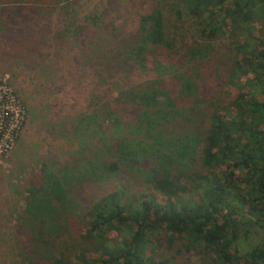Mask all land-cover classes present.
Masks as SVG:
<instances>
[{
    "label": "trees",
    "instance_id": "obj_1",
    "mask_svg": "<svg viewBox=\"0 0 264 264\" xmlns=\"http://www.w3.org/2000/svg\"><path fill=\"white\" fill-rule=\"evenodd\" d=\"M69 2L77 0H0V32L12 37L22 9ZM106 2L90 22L110 15L116 5ZM143 5L133 28L112 36L85 68L81 48L65 45L62 33L35 51L65 86L86 71L94 88L145 75L134 86L116 83L125 89L113 104L139 114L133 135H112L96 163H42L29 178L12 225L18 264H187L191 256L264 264V0ZM187 20L191 38L179 52L175 34ZM85 28L72 26L71 41ZM175 116L184 133L169 137ZM116 173L131 179L105 187ZM252 235L258 242L238 254L235 243Z\"/></svg>",
    "mask_w": 264,
    "mask_h": 264
},
{
    "label": "rangeland",
    "instance_id": "obj_2",
    "mask_svg": "<svg viewBox=\"0 0 264 264\" xmlns=\"http://www.w3.org/2000/svg\"><path fill=\"white\" fill-rule=\"evenodd\" d=\"M113 3L116 7L110 15L102 20L94 18L95 24L88 19L107 8L106 0H77L48 9H22L19 27L9 29L13 30L10 31L12 37L6 34L8 32H0V77H6L18 105L24 108L20 128L0 140V264H18L19 254L12 237L13 218L24 206L29 178L38 174L42 163L56 169L63 163H86L84 159L96 163L105 158L98 151H101L100 145L108 142L112 135L125 137L136 132L134 127L139 115L136 109L115 106L113 99L118 91L125 89L118 90L116 83L122 81L124 87L134 86L145 73L105 80L94 88V81L86 71L65 86L55 81L53 68L46 62H39L35 55V51L43 48L46 38L55 33L61 37L62 33L65 45L81 48L79 56L84 59L80 65L85 68L87 63L96 60V50L111 42L112 36L133 28L134 16L144 7L143 0H113ZM76 25H86L85 35L71 41L73 32L70 30ZM185 26V31L175 34L179 52L191 38L187 30L189 20ZM17 33L19 37L24 35V40L18 39ZM16 106L14 103L12 109ZM117 107L119 112H111ZM178 118L175 116L168 126L169 137L184 133L178 126ZM130 179L116 173L102 183L111 187ZM139 183L140 180L133 182ZM258 240L259 235L239 238L235 243L238 254L250 249ZM187 260V264H201L194 256Z\"/></svg>",
    "mask_w": 264,
    "mask_h": 264
},
{
    "label": "built area",
    "instance_id": "obj_3",
    "mask_svg": "<svg viewBox=\"0 0 264 264\" xmlns=\"http://www.w3.org/2000/svg\"><path fill=\"white\" fill-rule=\"evenodd\" d=\"M16 103V107L12 109V106ZM0 140L2 137L13 135L16 133L17 128H20L24 108L18 105L14 95L7 85L6 77H0Z\"/></svg>",
    "mask_w": 264,
    "mask_h": 264
}]
</instances>
